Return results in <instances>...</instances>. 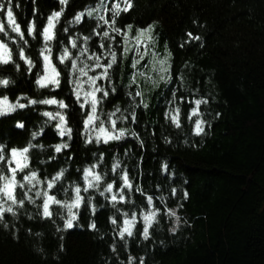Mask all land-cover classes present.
I'll return each mask as SVG.
<instances>
[{"label":"trees","instance_id":"trees-1","mask_svg":"<svg viewBox=\"0 0 264 264\" xmlns=\"http://www.w3.org/2000/svg\"><path fill=\"white\" fill-rule=\"evenodd\" d=\"M115 1L107 0L106 5ZM96 3L97 0H70L57 25L59 37L67 41V34L63 33L65 20ZM60 7L58 0H35V4L33 0H12L13 14L26 38L27 24L36 23L37 44L48 17ZM113 19L124 32L125 26L132 24L131 36L136 29L158 21L151 32L157 34L153 48L162 56L167 45L172 54L171 82L150 95L149 108L138 109L133 123L144 146L128 137L103 148L109 158L112 149L121 153L132 149L129 174L149 189L153 206L160 209L162 231L151 228L149 239L143 241V225L138 219L136 239H130L125 249L119 237L111 233L108 210L95 216L97 227L110 233L100 240L88 228L85 209L80 216L84 229H69L65 251L60 252L59 238L52 235L54 228L50 223L22 218L24 228L17 234L18 239H13L14 228L7 232L0 229V264H129L130 256L133 264H141L142 256L143 264H264V0H132V7L121 11L112 22ZM94 21L85 14L83 22L69 32L87 34ZM123 43L120 36L114 40L119 53L123 52ZM133 56L129 52L125 61V82L134 71ZM4 70L12 69L9 66ZM185 86L190 90L184 91ZM136 87L132 85L131 90ZM19 90L27 89L14 90L13 94ZM174 94L181 110L183 133L165 115L172 107L168 101ZM200 98L208 103L197 106L198 117L205 121L204 132L197 135L191 112L195 100ZM130 99L125 97L121 85L106 107L117 102L126 104ZM17 118L30 122L33 116ZM162 128L175 148L162 142ZM25 135L16 130L13 142L23 143ZM185 136L189 139L187 146L181 144ZM153 139L156 151L152 150ZM45 140H56L51 130ZM73 150L77 162H83L78 140L74 141ZM160 195L166 197L163 202L158 199ZM136 199L146 206L145 197L137 194ZM169 208H176L178 215L189 222L175 235L168 232L172 223L166 215ZM28 228L44 230L39 243L47 252L46 259L33 251L37 241L27 235ZM160 240L165 241L166 248ZM53 253L59 255V261Z\"/></svg>","mask_w":264,"mask_h":264},{"label":"clouds","instance_id":"clouds-1","mask_svg":"<svg viewBox=\"0 0 264 264\" xmlns=\"http://www.w3.org/2000/svg\"><path fill=\"white\" fill-rule=\"evenodd\" d=\"M69 2L63 0L61 3L60 0L59 11L52 12L51 19L48 17L39 33L42 39L37 44L36 23L29 21L26 38L15 15L8 13L12 0H0V11L7 15L6 21L0 17V122H3L0 125V229L7 232L10 227L14 228L13 239H18L17 234L24 228L22 218L30 222H48L54 228L52 235L59 238V251L64 252L68 225L83 230L85 226L80 222V216L85 209L89 215L88 228L97 234L98 239L104 240L110 233L97 227L95 216L107 209L111 233H115L127 249L130 239H136L138 219L143 223V241L149 239L151 228L162 231L160 209L153 206L149 189L138 183L136 176L129 174V165L134 158L132 149L123 153L112 149L109 158L103 148L128 137L144 146L133 123L138 109L149 108L150 95L171 82L172 54L167 45L162 56L158 51H151L156 45L157 34L152 35L147 64L140 66L145 53L130 42L123 44V52L119 53L111 35H120L119 28L104 19L106 10L116 13L113 8L106 9L107 0H97L95 6L88 5L83 12L65 20V42L56 29ZM16 7L19 8V3ZM85 14L95 19L96 26L87 34L79 30L70 33L69 29H76ZM158 23L152 21L153 25ZM105 24L108 27L97 32ZM132 27V24L126 25L125 33ZM97 35L100 45H106L99 52L91 46ZM129 52L138 55L133 56L131 67L134 71L125 82V61ZM9 66L12 70L5 71ZM134 84L137 87L132 91ZM121 85L125 97L131 99L126 104L117 102L111 108L106 107ZM17 89L27 90L13 94ZM189 90L184 87V91ZM168 103L172 105L166 112L171 125L183 133L184 129L177 127L172 119L179 108L176 96L173 95ZM29 114L33 116L30 122L17 118ZM16 130L26 134L23 143L13 142ZM49 130L56 137L55 141L46 142ZM161 139L165 145L176 147L169 136L163 134V128ZM77 140L83 162L75 159L73 144ZM181 144H189L187 136ZM156 148L153 139L152 150L156 151ZM137 194L145 197L146 206L136 199ZM165 198L164 195L158 197L161 202ZM166 215L172 222L168 232L173 235L182 225L189 223L178 215L176 208H171V214L167 212ZM26 232L37 241L33 251L46 259L47 252L39 243L45 236L44 230L28 228ZM159 243L167 247L164 240ZM116 244L114 239L113 252ZM52 255L59 261V255ZM141 259L144 261L145 257Z\"/></svg>","mask_w":264,"mask_h":264},{"label":"snow or ice","instance_id":"snow-or-ice-1","mask_svg":"<svg viewBox=\"0 0 264 264\" xmlns=\"http://www.w3.org/2000/svg\"><path fill=\"white\" fill-rule=\"evenodd\" d=\"M61 3H63V0H61ZM131 7H132V0H124L123 11L126 12ZM111 8H113V9L116 10V13L115 14L112 12L113 17H115L116 14H119V12H120V4L119 3L113 2L112 5H111ZM0 13H2V11H0ZM8 13L9 14H12L13 13L12 6H10L8 8ZM53 14L54 15H59V13H53ZM51 18L52 17L50 16L49 19H51ZM105 21L106 22H109L106 19H105ZM112 23L115 24L114 19H113V22ZM153 27H154L153 24H149L146 28H143V29L138 28V29H136V36L135 37H132V38L129 37L128 32L127 33L123 32L122 33L123 38H124V43L123 44L126 45L129 42L133 44V41H134L135 46H137V48H138V46L141 43H144L145 44V49H147L148 42L151 41V38H152L151 32H152ZM118 31L121 33V29H118ZM189 35L191 36V34H189ZM192 39H199V37H192ZM104 46L105 45H100V47H104ZM144 53L147 54L146 51ZM137 96L139 97V93H137ZM206 103H208V101L205 100V99H203V98H200V99L195 100V105H197V106L202 105V104H206ZM180 112H181V110L179 108H177L176 112L173 113V116H172V119L175 121L177 127L181 126V122H180V118H179L180 117ZM197 113H198V108L197 107H193L192 108V115H197ZM165 115L167 116V114H165ZM204 123H205V121H203L201 119H197L196 120V122H195L196 126H195L194 131H195V133L197 135H200L201 133L204 132ZM164 167L167 168L168 165H165ZM173 192H175V189H173ZM184 196H185V198H187L188 197V193L185 192L184 193ZM149 199H151V197H149ZM167 212L169 214H171V208H169L167 210ZM68 227L71 229L72 225L69 224ZM132 259H133V257L130 256L129 257V264H130V262H131ZM141 264H143V260L142 259H141Z\"/></svg>","mask_w":264,"mask_h":264},{"label":"rangeland","instance_id":"rangeland-1","mask_svg":"<svg viewBox=\"0 0 264 264\" xmlns=\"http://www.w3.org/2000/svg\"><path fill=\"white\" fill-rule=\"evenodd\" d=\"M58 1L60 2V0H58ZM115 3H119V4H120V12L123 11L124 0H116ZM111 5H112V4H108V5H106V9H111ZM91 6H92V5H91ZM120 12H119V13H120ZM83 16H84V15H83ZM83 16H82V18H81V23L83 22ZM0 17H2V18L6 21V20H7L6 12H3L2 14L0 13ZM104 17H105L106 20L109 21V23H112L113 14H112L111 11L106 10V11L104 12ZM46 23H47V22H46ZM81 23H80V24H81ZM92 25H93V28H94V27L96 26V22L94 21V22L92 23ZM106 27H108V25H106V24H105V25H102L100 28L97 29V32L102 31V30H103L104 28H106ZM123 32H124V31H121V34H120V35H117L116 33H111V35H113L114 40L117 39V36H120V37L123 39V41H124V38H123V35H122ZM128 34H129V37H130V38L136 36V34L133 35V36H131L130 33H129V31H128ZM118 38H119V37H118ZM93 43H94V45H93ZM150 44H151V41L148 42L147 49H145V44H144V43H141V44L138 46V49H139L140 51H143V52L146 51V52L148 53V50H149ZM91 46H92L93 48H95V49L97 50V52H99V51L101 50L100 42H99V36H98V35L95 36L94 39L91 41ZM133 46L137 48V46H135V44H134V41H133ZM105 47H106V45H105ZM151 51L155 52L156 49H154V48L152 47V48H151ZM133 54H134V56H135V55H138V53H136V52H133ZM147 63H148V56H147V54H145L144 59H142V60L140 61V66H143L144 64H147ZM98 82H100V83H106L105 81H98ZM98 95H99V94H98ZM194 106L197 107V105H195V102H194ZM197 108H198V107H197ZM191 114H192V112H191ZM198 116H199L198 113H197V115H191V118L194 120V121H192V122H193V131H194L195 126H196V124H195L196 120H197V119H200ZM194 133H195V131H194ZM141 223H142V222H141ZM142 225H143V223H142Z\"/></svg>","mask_w":264,"mask_h":264}]
</instances>
